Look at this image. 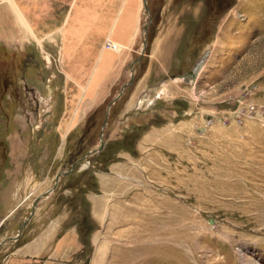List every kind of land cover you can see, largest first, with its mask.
Returning a JSON list of instances; mask_svg holds the SVG:
<instances>
[{"label":"rangeland","instance_id":"obj_1","mask_svg":"<svg viewBox=\"0 0 264 264\" xmlns=\"http://www.w3.org/2000/svg\"><path fill=\"white\" fill-rule=\"evenodd\" d=\"M13 1L36 25L64 4ZM67 1L66 18L87 2ZM96 1L126 38H110L117 50L106 39L98 59L67 65L56 46L0 47V264H264V0H148L149 14L144 0ZM132 37L135 55L117 58ZM240 97L258 114L224 122ZM167 123L162 158L145 133Z\"/></svg>","mask_w":264,"mask_h":264},{"label":"crops","instance_id":"obj_2","mask_svg":"<svg viewBox=\"0 0 264 264\" xmlns=\"http://www.w3.org/2000/svg\"><path fill=\"white\" fill-rule=\"evenodd\" d=\"M60 1L64 3L60 5L61 6L60 11L55 15H50L48 17H45L40 22L41 23L40 25H36V23L34 24L33 22L27 19L25 8L21 7V5H19V2L11 0V2L14 3L16 7H20L19 12H15L14 9H11L10 3L5 1L6 3H8L7 9L8 10L11 9L12 14H11V18L9 19L8 16L5 15L6 10L3 11L4 9H2L0 11V47L17 48V46H27V45L37 44V45H44L45 47H47V49H49L50 47L54 49L56 46L59 48V52H58L59 59H62L64 57L67 58L68 60L75 61L80 59L82 60L92 59V58L98 59L97 57L102 55V48L100 47V45L106 39H108L107 41L109 42L111 41L110 38L113 37L116 40L117 39H120L122 41L126 40L125 37L123 38L121 36H120L121 38L118 37L120 30L116 25L113 24V26H109L108 22L103 25H100L101 22L103 21L101 20L103 19V16H99L101 19L99 20L96 19L95 21L83 20L84 19L83 17H86L87 19V16L91 12L95 13L94 9H98L96 8L97 5L95 6L97 2L94 1L92 3V0H87L84 6L76 5L73 12L71 13L72 17L70 15L68 18H66L65 13H67L66 6L68 1L67 0H60ZM178 37L181 38L180 36ZM136 44H137L136 38L133 39L132 37V40L129 41V44L123 46V49L116 54L117 55L116 57L120 59L133 57L135 55V49L137 47ZM196 77H197L196 73L192 72L191 77L189 78L195 80ZM105 97H108V95L106 94L101 96V98L103 99ZM65 98L67 103V97L65 96ZM161 103L162 102L159 101V99H156L155 101L150 103V105L146 110L141 112L142 113L146 112L147 115L148 114L152 115L153 111L157 113L159 112L160 109L159 105H161ZM101 105H103L102 101H98L91 106L83 107L84 109H82V111L80 109L77 110V108L76 109L74 108L70 116L71 121L69 120L70 122L69 121L68 122L71 124L74 123V125L84 123L85 119L89 117V115L92 112H94L95 109H98ZM67 111H68V107L66 108L64 119L66 118L65 116L67 114ZM75 112L76 114H74ZM120 112L121 110L118 112L117 115H119ZM67 119H69V116ZM169 124L170 123H167L166 124L167 126L163 125L161 127L154 126L145 133V136H147L148 140H151L153 143L157 142L155 143L156 145L154 149L159 153L170 151L172 146L170 142L172 141L171 140L172 135L174 134V137L175 138L177 137L176 133H170L169 135L171 137L170 141L169 139H162L163 135L169 132L170 129ZM62 125L63 123L57 128L58 130H60L61 134H64L61 130ZM72 130H74V128H69V132H71ZM133 147L134 146H132V148ZM136 147L138 150L139 149L142 150L143 144H140L138 142V145H136ZM163 154H162L163 155L162 158H165L166 153ZM131 160H134V157H132V155H131ZM102 182H103L102 184L106 186L104 179H102ZM57 253L58 252L56 250L54 256H56ZM10 262L9 264H19V262H17V259L16 260L14 259Z\"/></svg>","mask_w":264,"mask_h":264},{"label":"built area","instance_id":"obj_3","mask_svg":"<svg viewBox=\"0 0 264 264\" xmlns=\"http://www.w3.org/2000/svg\"><path fill=\"white\" fill-rule=\"evenodd\" d=\"M107 49L112 51L117 50L115 44L112 42L107 45ZM244 93L247 95V91ZM236 101H238L236 106L233 105L228 108V106L225 105L222 109H219L218 113L221 114L224 122L229 123L231 121H236L237 123L242 124L246 121V119L256 117L258 114V106L254 101H247L244 97H240Z\"/></svg>","mask_w":264,"mask_h":264},{"label":"bare ground","instance_id":"obj_4","mask_svg":"<svg viewBox=\"0 0 264 264\" xmlns=\"http://www.w3.org/2000/svg\"><path fill=\"white\" fill-rule=\"evenodd\" d=\"M6 2H8V3H10V7H11V9H14L15 10V12H19V10H20V7H16L15 6V4L14 3H12L11 2V0H5ZM95 2H97L96 0H95ZM22 10V9H21ZM95 10V13L93 12V13H90L88 16H87V19H86V17H83L84 19L83 20H90V21H95L96 19H101L100 17H99V13H97L98 11H96V9H94ZM79 17V16H78ZM20 18V17H19ZM102 20V19H101ZM30 31V30H29ZM67 50V49H66ZM69 52V51H68ZM113 57V56H112ZM67 59V58H66ZM111 60H112V58H110ZM109 59V60H110ZM77 61V60H76ZM79 61H82V59H80ZM69 62V60L67 59V65L69 64L68 63ZM84 63V62H83ZM86 63V62H85ZM88 63V62H87ZM81 65H82V63H81ZM74 67H75V64L72 66V64H71V66H70V68H69V70H70V74L73 76V73L75 72V70H73L74 69ZM78 67H80L81 68V66L79 65V63H78ZM82 68H83V65H82ZM74 71V72H73ZM67 88H68V90L70 91V92H68V91H66V88H65V93H67L65 96L67 97V100H68V104H67V106L68 107H70V105H71V103H72V101H73V99H74V94H73V91L72 90H70V88H69V86H67ZM73 89V88H72ZM74 90V89H73ZM71 93V94H70ZM68 121H69V119L68 120H66L64 123H63V125H62V128H61V130H62V132L64 133V130L66 131V129L68 128ZM64 135V134H63ZM72 246H73V244H71V242L70 241H68V239L65 241V242H63V243H61L60 244V246L57 248V255L55 256L56 258H59V259H63L66 255H65V253L66 252H70L72 249ZM102 251V250H101ZM103 252V251H102ZM104 253H101L100 255H103ZM134 256H132V258H133ZM130 258H131V256H130ZM129 258V259H130ZM97 262V261H96ZM129 261H127L126 260V263H128ZM124 263H125V261H124ZM130 263V262H129ZM92 264H98V263H95L94 261H93V263ZM99 264H101L100 262H99ZM120 264H123V262H121Z\"/></svg>","mask_w":264,"mask_h":264},{"label":"water","instance_id":"obj_5","mask_svg":"<svg viewBox=\"0 0 264 264\" xmlns=\"http://www.w3.org/2000/svg\"><path fill=\"white\" fill-rule=\"evenodd\" d=\"M144 2H145V10H146V12L149 14V9H148V6H147V2H148V0H144ZM147 30H148V27H145V28H144V32L146 33ZM146 44H147V41L145 40V41H144V46H146ZM143 58H144L143 55H141L139 59H137V60L134 61V64H133V66L131 67V71H132V72H133V70H134V65H135L136 63L142 61ZM200 66H201V65L198 64V65L196 66V69H195V70L198 71L199 68H200ZM132 81H133V80H132ZM132 81H131V82H132ZM131 82L128 83L127 85H125V86L123 87V90H124L127 86H129V85L131 84ZM111 106H112V104L109 106V108H110ZM105 125H106V122H105V124H104V127H105ZM102 136H103V135H102ZM103 147H104V142H103V140H102V143H101L100 148L97 149L96 151L89 152L88 155H92V154H96V153L100 152V151L103 149ZM65 174H68V172H63V173H61V174H58L57 182L59 181V179L61 178V176H62V175H65ZM38 201H39V200H38ZM38 201H36V203H37ZM34 208H36V205L34 206ZM32 214L34 215V212H33ZM31 218H32V217H31ZM29 220H30V218L27 219L26 221H24V222L21 223V226H20V228H19V235H18L16 238H13V240H15V241L19 240V238H20V236H21V232H22L23 228L26 226V224H27V222H28Z\"/></svg>","mask_w":264,"mask_h":264}]
</instances>
